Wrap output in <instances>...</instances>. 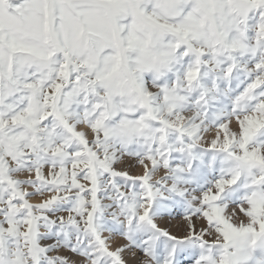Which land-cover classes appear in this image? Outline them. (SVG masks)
I'll return each instance as SVG.
<instances>
[{
	"label": "snow or ice",
	"instance_id": "6c2138e0",
	"mask_svg": "<svg viewBox=\"0 0 264 264\" xmlns=\"http://www.w3.org/2000/svg\"><path fill=\"white\" fill-rule=\"evenodd\" d=\"M0 264H264V0H0Z\"/></svg>",
	"mask_w": 264,
	"mask_h": 264
}]
</instances>
